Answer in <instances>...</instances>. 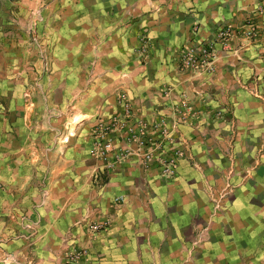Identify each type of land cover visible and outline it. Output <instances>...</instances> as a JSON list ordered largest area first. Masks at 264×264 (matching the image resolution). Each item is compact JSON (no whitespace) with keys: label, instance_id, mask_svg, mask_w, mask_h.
<instances>
[{"label":"crops","instance_id":"obj_1","mask_svg":"<svg viewBox=\"0 0 264 264\" xmlns=\"http://www.w3.org/2000/svg\"><path fill=\"white\" fill-rule=\"evenodd\" d=\"M64 3L53 4L51 13L65 16L57 21L65 22L66 31L73 29L74 15H89L91 9L117 19L104 22L103 38L78 41L69 33L51 42L48 78L66 80L60 109L65 119L55 118L49 127L25 117L0 121V258L12 251L26 259L22 243L10 235L20 214L35 212V204L49 202L36 210L42 216L40 236L53 241L45 246L57 247L96 202L102 216L110 217L109 227L90 244L93 257H101L97 264H241L239 257L257 252L264 240V47L251 42L238 53L218 54L213 72L195 74L178 70L175 50L195 23L205 37L220 24L241 25L256 8L264 21V0H115L81 9ZM140 31L155 44L144 63L131 54ZM75 46L97 62L94 78L117 79V89L126 90L134 120L146 125L144 139L163 149L147 148L173 159L174 175L164 170L169 163L145 164L137 143L108 172L101 189L92 185L94 160L87 150L75 167L67 104ZM0 54L23 62L25 44L0 31ZM56 87L51 82L49 88ZM105 94L110 97L98 112L119 113L113 91ZM113 196L122 201L114 204ZM50 250H40L36 264H46Z\"/></svg>","mask_w":264,"mask_h":264},{"label":"rangeland","instance_id":"obj_2","mask_svg":"<svg viewBox=\"0 0 264 264\" xmlns=\"http://www.w3.org/2000/svg\"><path fill=\"white\" fill-rule=\"evenodd\" d=\"M55 1L0 0V31L5 36L9 35L11 39L16 38L24 42V55L26 58L23 62H19V60L7 61L6 57L0 54V121L4 117H25L34 121L35 124H45L49 127V122L55 118L65 119V116L61 115L60 109L66 98V80L65 78L57 80L48 78L51 72V61L49 59L51 42L56 38H65L67 34L69 36V33H72L73 39L78 41L80 39L97 40L103 38L107 27L104 25V22H108L111 18L117 19V15L115 14L102 15L97 13V10L91 9L89 15H74L73 29L66 31L65 22L57 21L58 18L64 20L65 16L51 13L53 4L65 6V0ZM113 1L115 0H68L75 8L79 9L81 7L84 8V6L86 8H95L104 5V3L112 4ZM257 12L261 13V10L256 8L253 11L254 14L251 13L246 16L241 25L236 23L220 24L211 34L205 37H201L198 34L199 24H193L189 31L188 40L175 50L178 56V70L182 72L179 68L181 51L190 41H203L211 48L210 57L212 64L210 65V70L204 69L199 73L213 72L215 68L214 59L218 54L229 55L231 52L238 53L240 49L251 42L261 43L262 47H264V21L258 19L259 13ZM85 18L89 19V23H87ZM83 19L86 21L83 22ZM56 24H58V27L55 26ZM221 31H224L225 34H220ZM153 48H155V44L151 40V37L147 35L146 31H140L137 33L136 46L133 48L131 54L135 59L144 63V61L151 58ZM74 50L73 71H68V75L72 76L71 90L69 88L71 79L69 77L67 79V90L68 92H72L71 95L68 94L67 100L69 109L68 119L71 124V131L68 132V135L74 139L75 152L78 155L75 157V167H81V152L87 150L86 155L94 160L93 171L90 177L92 185L101 189L105 185L106 176L107 178L109 176L108 172L113 171L117 167V164L114 167L107 166L108 163L112 162L113 155H109L106 159H100L91 154L90 149L95 140L93 138V129L96 128L101 119L108 120L113 116L117 117L121 114L122 96H125L127 102L132 104V106L133 103L121 85L117 89V79H109L104 82L94 78L93 73L97 68V62L95 59L87 58L88 56L82 52V47L75 46ZM10 59L13 58L10 57ZM61 71L65 75V66ZM55 81L57 82V87L50 89L51 82ZM108 81L111 82L108 83ZM94 86L97 88L96 91L91 90V87ZM98 87L105 88V93L113 91L114 104L116 107H120L119 113L114 109L108 113L104 111L98 112L110 97L105 93L102 95ZM107 105L110 104L107 103ZM95 107H97V111L90 114L91 108L94 109ZM61 133L62 131L60 132L59 130V136ZM102 167L104 171L102 183L97 184L94 182L95 174ZM41 194V197L44 199L48 196V193L44 190H41ZM115 198L116 196H113L112 202L117 204ZM48 203L40 202L38 205L35 204V207L32 208V211L34 210L35 212H23L13 223L14 231L10 235V240H18L22 243V252L25 254L26 259L22 260L23 257L19 256L16 252H4L0 258L1 264L41 263L39 251L46 252L48 249H51V255L46 257V264H97L101 257H93L90 244L99 232L109 227L110 217H103L105 215L104 213L102 214L101 206L96 202H92L88 211V217L84 215L82 219H76L72 224L73 228L68 233L70 236L59 238L57 240V247L45 246L44 244L47 242L53 241L46 240L40 236L42 216L36 213V210L38 207L48 205ZM82 231L84 233L83 236ZM257 244L258 253L253 252L249 255H241L239 257L241 264H264V240L260 239ZM220 258L219 256L217 257V259Z\"/></svg>","mask_w":264,"mask_h":264},{"label":"built area","instance_id":"obj_3","mask_svg":"<svg viewBox=\"0 0 264 264\" xmlns=\"http://www.w3.org/2000/svg\"><path fill=\"white\" fill-rule=\"evenodd\" d=\"M220 34H225V32L221 31ZM210 52L211 48L203 41L188 42L179 56L180 70L193 74L199 73L204 69L210 70V65L212 64ZM186 106L184 104L183 108ZM135 116L132 104L127 102L125 96H122L121 114L108 120L101 119L96 128L93 129V138L95 140L90 149L91 154L100 159H106L109 155H113L112 162L108 163L107 166L114 167L116 164L125 162L133 154L131 145L132 143H137V149L143 148L142 159L145 164L153 160L160 165L169 163L168 166L164 167V170L169 176L174 175L175 166L173 165V159L167 161L160 156H155L153 150L147 148V146L150 147L153 144L156 148L163 149L159 143L144 139L146 125L135 121ZM103 172V167L96 172L95 183L101 184ZM115 199L120 202L122 201V196H116Z\"/></svg>","mask_w":264,"mask_h":264}]
</instances>
